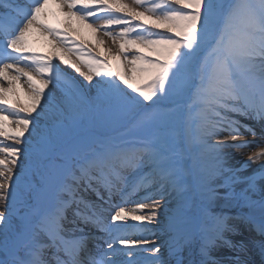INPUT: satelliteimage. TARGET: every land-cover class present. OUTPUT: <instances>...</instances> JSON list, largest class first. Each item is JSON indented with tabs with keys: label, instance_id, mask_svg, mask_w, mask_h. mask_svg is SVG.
<instances>
[{
	"label": "snow or ice",
	"instance_id": "1",
	"mask_svg": "<svg viewBox=\"0 0 264 264\" xmlns=\"http://www.w3.org/2000/svg\"><path fill=\"white\" fill-rule=\"evenodd\" d=\"M0 205V264H264V0H0Z\"/></svg>",
	"mask_w": 264,
	"mask_h": 264
},
{
	"label": "rangeland",
	"instance_id": "2",
	"mask_svg": "<svg viewBox=\"0 0 264 264\" xmlns=\"http://www.w3.org/2000/svg\"><path fill=\"white\" fill-rule=\"evenodd\" d=\"M84 35H85V37L87 39H91L90 35L87 32H85ZM42 50L46 51L47 49L46 48H42ZM249 139H251V137H249ZM243 151L247 152V149H244ZM0 211H3V206L2 205H0Z\"/></svg>",
	"mask_w": 264,
	"mask_h": 264
},
{
	"label": "bare ground",
	"instance_id": "3",
	"mask_svg": "<svg viewBox=\"0 0 264 264\" xmlns=\"http://www.w3.org/2000/svg\"><path fill=\"white\" fill-rule=\"evenodd\" d=\"M247 151H249V149H247Z\"/></svg>",
	"mask_w": 264,
	"mask_h": 264
}]
</instances>
